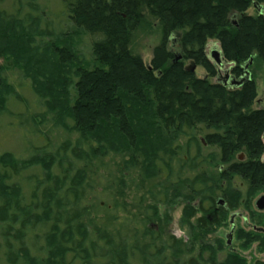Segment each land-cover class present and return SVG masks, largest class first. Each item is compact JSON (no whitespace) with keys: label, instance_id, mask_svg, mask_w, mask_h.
Masks as SVG:
<instances>
[{"label":"trees","instance_id":"trees-1","mask_svg":"<svg viewBox=\"0 0 264 264\" xmlns=\"http://www.w3.org/2000/svg\"><path fill=\"white\" fill-rule=\"evenodd\" d=\"M35 1L28 6L37 14L0 7V57L30 80L55 124L78 137L69 147L63 143L58 156L0 153V264H132L139 242L140 260L148 264L144 251L155 244L143 240L156 232L150 227L129 245L103 227L95 228L101 244L90 240L79 208L86 168H67V150L85 163L121 155L123 167L138 169L142 181L175 160L181 166L175 186L157 192L161 197L149 191L152 215L144 219H157L160 202L181 205L187 241L169 239L185 242L188 252L198 247L190 264H248L206 238L230 210L253 208L264 194V108L254 107L257 85L249 70L264 65V11L246 13L264 0H60L70 26L58 30L41 25ZM154 26L160 41L146 63L133 42ZM84 39L90 58L80 50ZM210 39L230 63L226 81L207 53ZM247 63L250 79L235 86ZM2 71L0 116L16 93ZM32 168L41 169L43 180L28 175L25 188L19 175ZM253 212L252 225L261 224L262 212ZM261 237L257 227L239 236L245 248L255 241L264 247ZM159 255L152 254V264H162Z\"/></svg>","mask_w":264,"mask_h":264},{"label":"rangeland","instance_id":"rangeland-1","mask_svg":"<svg viewBox=\"0 0 264 264\" xmlns=\"http://www.w3.org/2000/svg\"><path fill=\"white\" fill-rule=\"evenodd\" d=\"M28 2L29 0H18L13 7L12 5L8 6V2H5L1 3L0 7L9 10L20 8L23 13L37 14L30 9ZM35 2L38 8L37 12L41 15V25L57 30L58 28L66 29L70 26V22L62 15L63 4L60 0H36ZM256 10L264 11V4L257 7L251 6L246 13L255 14ZM159 41L160 31L154 26L149 32L138 33L135 36L133 48L148 63L152 48ZM80 50L86 58H90V50L86 39L80 45ZM206 50L211 59L214 60L211 53L215 50L220 51L218 41L215 39L208 40ZM229 66L230 63L223 61V65L220 67L221 76L226 75ZM0 67L3 69L2 73L16 90V93L9 97L7 111L0 116V153L10 151L20 158L29 157L31 154H52L56 156L60 153L64 154L61 151V145L63 143L67 145L74 144L78 137L77 134L55 124L52 114L45 112L42 101L32 91L30 80L26 79L19 70L6 68L2 57H0ZM249 70L257 85V98L254 107L264 108V65L263 67L252 66ZM196 73L202 76L203 71L199 67L196 69ZM181 143H184L183 139H181ZM67 145L66 147H69ZM85 147L87 149V146ZM210 150H213V148H210ZM207 152L208 149H204V154ZM65 154L67 155L65 161L69 165L67 168H70V166L74 170L81 167L86 168V176L79 198V208L85 210L83 219L89 230L90 240L101 244V241L95 236V228L103 227L113 240L122 238L129 245L135 243V239L133 240L131 237L136 236L138 239H142L143 234H147L145 228L150 227L156 232L154 234L151 232L153 235L145 236V241L143 240V243L154 242L155 244L154 248L149 246L147 252L144 251L148 264L153 262V253L160 254L158 262L162 264H190L192 258L197 256V246L194 248L195 251L188 252L186 251L185 242H181L177 246L169 239V235H173L175 238H183L184 241H187L186 225L180 221L182 217L181 205L166 207L165 204L160 202L158 203L157 219L151 223L144 219V217L152 215L151 209L147 206V203L151 201L149 191L162 194V192L169 190L168 187H174L175 184L172 183L176 182L178 170L181 169L178 162L170 160L168 168L161 165L160 176L142 181L138 169L131 167L125 169L123 167V156L121 155L108 153L85 163L72 157L69 150ZM166 159L168 160L167 157ZM33 169H35V172ZM54 173H59L56 167ZM28 175L37 177L39 182L43 180L41 169H27L18 178V181L22 182L25 188L26 183L23 180H26ZM157 195L161 197V195ZM254 209L253 206L250 209L230 210L227 218L215 227L206 240L216 245L221 243L228 250L238 251L246 258L248 264H253L255 260L264 261V247H261V244L255 241L245 248L239 238L241 230L249 231L251 227L264 228L263 211L262 223L252 225V216H256L253 212ZM228 239L230 242L227 245L226 240ZM261 239L264 240V237H261ZM137 246L138 248L141 246L140 242ZM137 249H132V264H142ZM174 250L179 253H176L179 256L178 259L172 257ZM223 255L224 253H221L220 257Z\"/></svg>","mask_w":264,"mask_h":264},{"label":"water","instance_id":"water-1","mask_svg":"<svg viewBox=\"0 0 264 264\" xmlns=\"http://www.w3.org/2000/svg\"><path fill=\"white\" fill-rule=\"evenodd\" d=\"M211 55L213 56L215 62L219 65L222 66V59H221V54L220 51H212ZM250 62V61H249ZM248 62V63H249ZM248 63L245 64L244 68H245V72L244 75L242 77H240L238 80H234L233 84L235 86H239L242 83H244L245 81L250 79V72L247 70L248 68ZM227 76V75H226ZM228 77V76H227ZM254 207L257 211L260 212H264V194L259 195L255 200H254ZM233 230V229H232ZM258 230L263 231L264 232V228H259ZM229 239L227 240V243L229 244Z\"/></svg>","mask_w":264,"mask_h":264},{"label":"flooded vegetation","instance_id":"flooded-vegetation-1","mask_svg":"<svg viewBox=\"0 0 264 264\" xmlns=\"http://www.w3.org/2000/svg\"><path fill=\"white\" fill-rule=\"evenodd\" d=\"M227 75V74H226ZM226 75H224V81H226V79H227V76ZM259 228H262V227H259ZM258 228V229H259ZM260 231V230H259ZM263 232V231H262Z\"/></svg>","mask_w":264,"mask_h":264}]
</instances>
